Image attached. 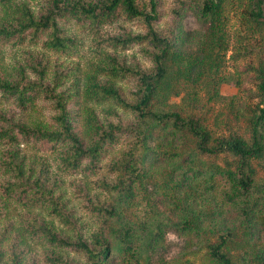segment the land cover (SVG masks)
I'll return each instance as SVG.
<instances>
[{"label":"trees","instance_id":"obj_1","mask_svg":"<svg viewBox=\"0 0 264 264\" xmlns=\"http://www.w3.org/2000/svg\"><path fill=\"white\" fill-rule=\"evenodd\" d=\"M177 1L193 8L204 25L192 52L183 47L181 26L159 29L161 0H42L37 11L29 0H0V44L21 49L15 65L0 67V102L24 111L48 103L52 111L49 120L27 124L0 108V192L27 209L19 233L44 248L46 264H107L116 255L121 264H146L139 260L149 251L140 237L158 238L168 226L192 234L209 264H264V0ZM232 12L243 32L238 41L229 29ZM121 19L144 31L105 29ZM68 22L83 27L101 50L82 84L74 79L64 87L55 72L48 79L44 58L75 54L80 43ZM244 42V48H258L255 63L241 72H252L260 100L242 121L239 113L224 117L214 104L223 99L219 88L229 80V59L237 60L232 47ZM145 43L150 71L117 55V49ZM124 83L132 87L125 91ZM176 96L177 106L169 103ZM103 104L109 107L98 115L94 105ZM21 144L52 154L67 175L94 176L107 198L79 187L83 206L116 235L98 230L85 236L56 185L25 168ZM106 159L111 179L99 176ZM151 161L160 167L151 171ZM157 198L177 207L176 221L156 208ZM35 208L46 209L72 234L57 230ZM136 210L147 217L118 224ZM1 241L0 264H7ZM20 256L12 242V264Z\"/></svg>","mask_w":264,"mask_h":264},{"label":"rangeland","instance_id":"obj_2","mask_svg":"<svg viewBox=\"0 0 264 264\" xmlns=\"http://www.w3.org/2000/svg\"><path fill=\"white\" fill-rule=\"evenodd\" d=\"M42 0H29L30 6L34 11L42 5ZM147 1V0H144ZM178 8L177 14L173 11ZM161 22L159 29L161 31H167L169 28H175V26H181L185 32L186 39L184 40L183 47L186 51H194L198 43L199 37L204 31V25L198 20L196 12L193 8L187 5L180 4L177 0H161L159 7ZM0 15H2L0 10ZM66 29L73 33L78 41L79 46L75 50L73 56H59L55 53L49 52L45 55V60L48 64V79H52V74L55 72L58 75V84L60 86H69L74 79L83 82L85 71L88 69L89 64L95 60L96 56L101 50L98 48L94 40L89 34L78 24L68 22L65 23ZM105 29L112 33H120L122 30H127L132 33L143 32V26L136 21L120 20L117 24H111L105 26ZM229 29L231 35L236 37L238 34L241 35V28L238 21V12H232L231 19L229 22ZM238 41V38L236 37ZM238 43V42H237ZM240 46L238 50L232 47L230 53L234 52L237 56V60L229 59L227 65V72L230 74L229 80L223 82L220 85L219 92L223 99L218 103L214 104V109H218L224 114V117H230L231 114L239 113L240 119L244 121L251 114V110L254 105L260 100L257 94L256 87L252 82V72H241L248 65V63H255L258 48L256 45L248 46L244 48ZM142 45H131L127 49H117V55L123 57L127 63L137 60L144 70H152L153 63L149 56L143 54L141 47ZM21 49L11 48L10 46L0 44V67L10 69L12 65H15V61L21 57ZM113 51V50H111ZM235 52L237 54H235ZM237 70L239 72H237ZM238 80V82H236ZM240 83V84H239ZM238 84V85H237ZM126 91L130 89L132 85L130 83H124L122 86ZM183 95V94H181ZM204 97V96H203ZM181 97H172L169 103L173 105L181 104ZM204 100V98L202 99ZM234 102V103H233ZM109 107L108 104L94 105L98 115H103L102 111ZM0 108L16 113V118L27 124L34 123L40 120L41 122L47 121L52 113L51 106L48 103H42L39 109H19L10 101L2 100L0 102ZM124 118H130V115L119 108H116ZM236 124L235 122H233ZM154 142H152L153 144ZM19 156L23 158L26 169H32L34 175H39L44 178L45 182L50 185H56L57 192H61L64 199L67 201V207L73 210V215L77 219L78 223L83 224V231L85 236H88L91 232L102 230L105 236L113 237L114 232L110 231L108 224H100L95 218H93L84 208L81 198L80 188H84L91 195H98L101 199H106L107 195L99 189L94 183V176L88 175H67L65 172L60 171L58 163L49 153H40L35 151L30 145L21 144L19 146ZM103 162V166L100 169V177L111 179L107 168ZM151 171L158 169L160 164L151 161L148 162ZM2 175L0 173V180ZM52 180H56L57 184L53 183ZM156 208L163 212L168 218L176 221L178 219V210L176 206L170 204L167 201L157 198ZM26 208L21 207L18 203L12 199H7L0 192V238L2 239V247L7 253V264H12L9 257V248L12 242L15 243L17 252L20 253L19 264H46L44 261V248L38 244V242L29 238L23 237L19 231V227L22 220V213L26 211ZM34 213L39 214L45 221L51 223L57 230L72 234V231L62 223L57 217L49 214L46 209H33ZM146 212V211H145ZM144 210H136L125 214L118 221V224L123 226L131 218L133 220L140 221L147 217ZM146 215V216H145ZM167 227V226H166ZM3 233V234H2ZM121 233V232H119ZM138 234H140L138 232ZM153 238V237H152ZM143 234L140 237V244L143 249H147L148 254L141 252V255L145 256L144 260L139 256V260L146 264H209V261L203 255V251L197 250L199 248L194 243V237L192 234L180 233L174 228L168 226L165 228L158 238ZM149 239L151 244L148 245ZM78 259L83 260L81 256H77ZM121 257L114 256L107 264H121L123 262ZM131 261V260H130ZM123 264H128L124 262Z\"/></svg>","mask_w":264,"mask_h":264}]
</instances>
